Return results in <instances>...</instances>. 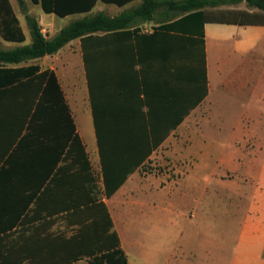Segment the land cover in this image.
<instances>
[{"label":"crops","instance_id":"crops-1","mask_svg":"<svg viewBox=\"0 0 264 264\" xmlns=\"http://www.w3.org/2000/svg\"><path fill=\"white\" fill-rule=\"evenodd\" d=\"M9 1L20 19L26 40L16 43L0 37V41L7 47L28 45L31 35L26 33L18 15L15 6L16 2L19 6L18 1ZM33 5L38 6L37 16L24 14V18L26 22L27 17L36 20L43 34L42 26H51L60 17L45 13L39 4ZM75 15L78 14L69 16ZM63 27L61 25L55 33ZM27 35L29 43H26ZM34 61L38 62L19 66L39 65L42 71H52L57 77L89 167L94 177L95 173L100 176V200L108 207L113 229L129 264L133 263L109 201L117 202L134 189L145 191V187L137 185L141 168L175 134L196 120L205 106L214 112L222 108L231 111L233 107L245 113L264 111V25L203 23L194 16H185L147 29L78 38L56 54ZM245 113L242 119L246 118ZM246 143L248 140L244 139L233 145L217 143L214 146L213 141L208 140L206 151L200 152L198 158L206 161L207 171L216 162L218 167L230 171L238 173L244 166L245 175L263 176V142L258 139L251 149H247ZM6 157V153H0V168ZM219 158L224 160L222 166L216 161ZM65 164L64 161L60 166ZM261 180L255 178L250 184L255 185L256 194L239 221L233 245L229 224L228 231L222 233V247L215 241L221 234L209 231L212 247L217 249L212 251L224 253L220 259L222 264H264V181ZM118 184L121 185L108 197V190H114ZM175 186L178 184L172 183L170 188ZM134 201L137 199L132 198L130 203ZM140 205L146 206L141 201ZM193 217L195 219L196 215ZM198 221H195L197 226ZM61 223L52 226L50 232L57 233L56 229L62 228L72 232L67 233V237L76 232V227L73 231ZM209 224L211 229H217L213 217H209ZM4 234L0 233V238ZM9 234L12 235L9 241L0 240V256L8 244L13 245L14 250L21 248L24 244L21 237L29 235L18 231ZM210 261V264H218L214 257Z\"/></svg>","mask_w":264,"mask_h":264},{"label":"trees","instance_id":"trees-1","mask_svg":"<svg viewBox=\"0 0 264 264\" xmlns=\"http://www.w3.org/2000/svg\"><path fill=\"white\" fill-rule=\"evenodd\" d=\"M17 1L23 8L25 0ZM98 1L124 7L135 0H31L60 18L90 14ZM240 3L249 9L220 8ZM157 15L159 24L194 16L203 23L264 25V0H142L117 17L99 12L73 21L50 39L27 17L31 43L0 50V62L11 64L0 65V153L7 154L0 168V233H5L0 240L9 241L16 231L29 233L21 237V248L6 245L0 264H77L84 258L90 264H129L57 77L39 65L18 64L56 54L78 38L139 30ZM0 37L26 40L9 0H0ZM59 222L76 232L69 237L50 232Z\"/></svg>","mask_w":264,"mask_h":264},{"label":"rangeland","instance_id":"rangeland-1","mask_svg":"<svg viewBox=\"0 0 264 264\" xmlns=\"http://www.w3.org/2000/svg\"><path fill=\"white\" fill-rule=\"evenodd\" d=\"M26 1L23 8L18 6L17 2L15 6L27 29L26 33L30 34L24 16L28 14L36 17L38 6L33 5L30 0ZM141 2L142 0H135L120 8L99 1L90 14L59 18L51 26L43 25L42 28L45 29L43 34L51 36L50 39L58 33L55 32L61 25L67 26L73 21L99 12L109 17H117L130 12ZM220 8L241 9L246 6L240 3ZM159 18L157 15L152 21L140 23L139 27L147 29L159 24ZM29 42L30 37L27 35L26 43ZM25 45L27 44L7 47L0 41V50H13ZM34 60L36 59L18 65L38 62ZM0 65L11 64L0 62ZM235 108H231V111L222 108L214 112L205 106L196 120L189 122L181 132L175 134L156 156L141 168L137 185L140 188L145 187V191L139 192L138 189H134L130 191L131 193L120 197L117 202L109 201V207L122 231L126 252L133 264H210L212 257L218 264H222L220 259L224 253L212 251L217 249L212 247V238L208 237L209 231L221 234L215 241L222 247V233L228 231L229 224L230 241L233 245L239 221L245 216L256 194L255 185L250 184L255 178L260 180L263 178L264 181V175L256 176L249 173L245 175L244 166L237 173L233 169L232 172L226 167H218L215 162L207 171L206 161L198 158L200 152L206 151L208 140L213 141L215 146L217 143L233 145L238 140L245 139L248 140L247 149H251L259 139L263 142L262 149H264V111L245 113ZM244 113L249 119L241 118ZM222 153L223 151L220 150L219 154ZM216 161L219 166L224 162L222 158ZM261 163L264 165V158L261 159ZM215 169L216 171L211 175ZM96 174V184L101 187L100 176ZM172 183H177L178 186L170 188ZM162 188L167 191L160 190ZM132 198L137 199V202L130 203ZM138 199L146 206L140 205ZM209 217L215 219L216 230L208 225ZM197 219H199L198 226L195 223ZM56 231L72 233L68 230L63 231L62 228ZM227 240L225 235V241ZM77 264L90 263L84 258Z\"/></svg>","mask_w":264,"mask_h":264},{"label":"built area","instance_id":"built-area-1","mask_svg":"<svg viewBox=\"0 0 264 264\" xmlns=\"http://www.w3.org/2000/svg\"><path fill=\"white\" fill-rule=\"evenodd\" d=\"M45 31H43V33H44Z\"/></svg>","mask_w":264,"mask_h":264}]
</instances>
